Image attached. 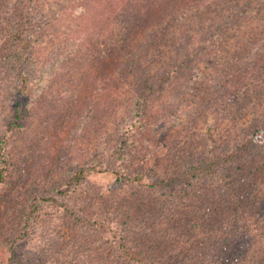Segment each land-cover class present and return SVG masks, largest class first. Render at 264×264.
Returning <instances> with one entry per match:
<instances>
[{"label":"rangeland","instance_id":"rangeland-1","mask_svg":"<svg viewBox=\"0 0 264 264\" xmlns=\"http://www.w3.org/2000/svg\"><path fill=\"white\" fill-rule=\"evenodd\" d=\"M14 1L0 0V166L7 169L0 189V264H64L70 260L60 254L65 244L84 264L89 256L92 264H123L102 237L93 238L63 211L75 206L76 199L65 195L71 175L94 160L107 132L128 114L139 67L160 77L176 63L182 79L138 109L143 124L119 165H146L189 143L238 133L264 96V35L258 34L264 0L208 43L202 32L222 21L216 16L226 8L232 18L244 6L225 0H32L29 26L36 31L25 55L8 31ZM186 54L193 56L182 66ZM248 67L249 80L243 73ZM20 94L22 118L8 131ZM114 176L93 173L77 195L94 189L105 196Z\"/></svg>","mask_w":264,"mask_h":264},{"label":"trees","instance_id":"trees-1","mask_svg":"<svg viewBox=\"0 0 264 264\" xmlns=\"http://www.w3.org/2000/svg\"><path fill=\"white\" fill-rule=\"evenodd\" d=\"M260 1L225 0L231 7L238 3L244 7L232 18L231 10L224 8L226 14L216 16L222 21L202 32V42L214 41L219 32L242 23L238 17L252 14ZM31 2L15 0L8 24L15 48L21 46L23 55L27 40L36 31L29 26ZM258 34L264 35V28ZM199 53L206 55L200 49L196 54ZM192 56H181L182 66L188 65ZM259 59L264 63V53ZM175 64L174 70L160 77L138 68V85L128 114L107 132L94 160L73 172L65 195L76 199L75 206H64L63 211L93 238L102 237L123 264H264V96L251 113V120L242 122L245 126L229 140L207 138L205 144L189 143L146 165L118 164L133 141L134 130L143 124L138 109H145V104L159 97L168 84L177 85L182 79ZM250 71L252 68L243 72L245 79L252 76ZM19 96L8 131L22 118V94ZM6 171L0 166V189ZM98 172L116 176L109 192L102 196L94 189L92 193L83 189L85 192L77 195L90 183V176ZM82 204L84 207H80ZM71 247L65 244L61 248L62 258H70L62 263L84 264L78 250L71 254ZM91 261L89 256L88 264Z\"/></svg>","mask_w":264,"mask_h":264}]
</instances>
